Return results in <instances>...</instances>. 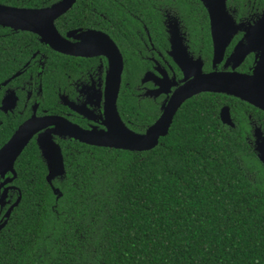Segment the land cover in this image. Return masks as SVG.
I'll list each match as a JSON object with an SVG mask.
<instances>
[{
  "label": "trees",
  "instance_id": "obj_1",
  "mask_svg": "<svg viewBox=\"0 0 264 264\" xmlns=\"http://www.w3.org/2000/svg\"><path fill=\"white\" fill-rule=\"evenodd\" d=\"M137 1L125 12L121 0L75 6L129 17L144 7ZM37 47L34 35L0 28V82L12 58ZM223 102L213 94L189 100L149 151L61 148L58 198L30 142L14 166L8 193L20 202L0 230V264H264V167L239 133L249 127L237 107L264 113L232 101L239 126L228 133L216 118ZM9 136L0 129V147Z\"/></svg>",
  "mask_w": 264,
  "mask_h": 264
},
{
  "label": "flooded vegetation",
  "instance_id": "obj_2",
  "mask_svg": "<svg viewBox=\"0 0 264 264\" xmlns=\"http://www.w3.org/2000/svg\"><path fill=\"white\" fill-rule=\"evenodd\" d=\"M60 1L0 0V5L41 10ZM77 1L55 19L54 26L66 45L92 47L94 54L91 56L55 51L33 33L5 28L11 34L34 35L38 47L29 50L27 56L12 58L9 63L13 72L0 82V129L10 134L3 145L31 118H56L58 132L63 130L62 127L71 125L85 131L106 132L105 86L109 64L104 48L110 46L109 41L116 47L122 60L116 99L119 121L138 134H144L161 117L174 93L196 76L221 72L251 74L259 59V49L249 50L253 46L250 35L263 18L264 0H144V7L135 12L129 11V17L122 13L121 17H110L94 7L79 11L75 6ZM121 2L124 12L127 5H142L137 0ZM221 3H224L225 16L220 18L227 25L225 36L228 41L222 59L215 63L213 23L219 18L212 20L210 9L221 7ZM71 11L74 16L68 17ZM87 32L99 33L103 35L102 41H108L101 46L97 40L85 38L83 35ZM239 48L245 50L243 57H234ZM28 49L24 47L23 50L26 52ZM203 94L221 95L224 102L216 118L228 133L238 129L235 114L237 108L241 110L242 120L246 121L249 129L244 132L239 130V133L244 135L248 146L254 150L257 131L264 138V117H253L252 112L240 104L235 109L237 104H232V101L247 104L261 113L264 111L224 93L201 92L186 99L174 114L168 132L186 102ZM130 98L133 99L132 103L129 102ZM224 108L228 109L230 123L221 120L220 113ZM35 138L36 135L30 142H35ZM52 138L60 148L73 145L103 148L59 133L52 135ZM46 176L47 169L45 180ZM11 177L7 173L0 178V184ZM58 179L61 178L56 177L53 181ZM12 182L0 187V197L5 193V204L0 209L5 206L9 208L14 203L8 193L14 189Z\"/></svg>",
  "mask_w": 264,
  "mask_h": 264
},
{
  "label": "water",
  "instance_id": "obj_3",
  "mask_svg": "<svg viewBox=\"0 0 264 264\" xmlns=\"http://www.w3.org/2000/svg\"><path fill=\"white\" fill-rule=\"evenodd\" d=\"M76 1L61 0L57 4L41 10L17 9L0 5V27L33 33L40 38L42 43L49 45L55 51L72 55L91 56L94 54L92 47L66 45L54 26L55 19L68 11ZM221 4V7L210 9L212 20L215 17L219 18L213 23V60L215 63L222 59L224 48L228 41L225 36L227 25L220 18L225 16L224 3ZM262 17L256 28H254L252 35H250L253 46L249 50H260L259 59L251 74L221 72L196 76L174 93L164 108L161 117L144 134H138L129 130L119 121L116 110V99L119 91L122 60L116 47L109 41L110 46L104 48V55L108 58L109 64L105 86L106 101L104 112L108 130L104 133H97L96 131H85L71 125L68 128L62 127L63 130L58 132L56 128L58 120L56 118L29 119L0 148V178H4L7 173L12 175L11 178L1 183L0 187L5 183H11L15 179V161L35 135L36 145L47 169L46 182L49 184L53 194L58 198L61 195L60 191L52 185V181L56 177L62 178L65 175V169L61 148L53 141L52 135L59 133L79 142L97 147L144 152L154 149L159 144L160 138L167 135L174 114L186 99L195 94L201 92L224 93L246 101L264 111V13ZM95 35H99L100 37L96 38ZM83 36L87 39L92 38L97 40L101 46H104L108 41H102L103 35L99 33L87 32ZM244 51L239 48L236 51L237 55L235 54L234 57H243ZM220 115L223 123H230L227 108L222 109ZM51 126L54 128L47 129ZM254 151L259 162L264 167V138L259 131L256 133ZM4 194L0 197L1 207L5 204ZM19 202L20 196L5 212L3 222L0 223V230L5 226L10 213Z\"/></svg>",
  "mask_w": 264,
  "mask_h": 264
},
{
  "label": "rangeland",
  "instance_id": "obj_4",
  "mask_svg": "<svg viewBox=\"0 0 264 264\" xmlns=\"http://www.w3.org/2000/svg\"><path fill=\"white\" fill-rule=\"evenodd\" d=\"M63 178V177H62Z\"/></svg>",
  "mask_w": 264,
  "mask_h": 264
}]
</instances>
